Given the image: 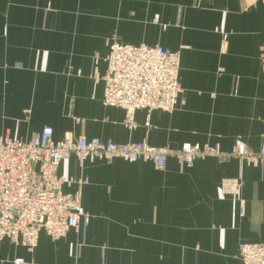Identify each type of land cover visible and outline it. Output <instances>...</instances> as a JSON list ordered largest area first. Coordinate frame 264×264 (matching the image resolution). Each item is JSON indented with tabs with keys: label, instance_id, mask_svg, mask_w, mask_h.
I'll list each match as a JSON object with an SVG mask.
<instances>
[{
	"label": "crops",
	"instance_id": "obj_1",
	"mask_svg": "<svg viewBox=\"0 0 264 264\" xmlns=\"http://www.w3.org/2000/svg\"><path fill=\"white\" fill-rule=\"evenodd\" d=\"M113 38L179 51L185 105L138 111L128 129L93 78L105 74ZM45 126L58 142L69 133L228 154L239 139L259 151L264 0H0V137L29 141ZM58 174L88 180L89 222L57 241L42 232L32 254L0 241V264H242V243L264 244V166L209 158L184 168L170 158L164 170L120 159L81 168L72 155ZM227 179L241 183L237 195L222 191Z\"/></svg>",
	"mask_w": 264,
	"mask_h": 264
},
{
	"label": "built area",
	"instance_id": "obj_2",
	"mask_svg": "<svg viewBox=\"0 0 264 264\" xmlns=\"http://www.w3.org/2000/svg\"><path fill=\"white\" fill-rule=\"evenodd\" d=\"M180 58L179 51L159 45L132 46L113 38L105 59V74L96 69L93 76L96 82L104 84V106L123 110L128 129L134 128L138 111L149 116L155 111L171 113L179 105L184 106ZM98 64L96 59L95 66ZM72 155L81 168L89 159H120L126 163L145 160L157 170H164L170 158L184 168L208 158H237L242 164L264 166V145L252 152L239 139L232 152L226 154L219 145L185 143L179 150H172L144 142L117 144L87 137L75 140L69 133L58 142L49 126L29 141L0 137V241L8 240L32 254L42 232L57 241L71 230L78 231L82 222H89L90 216L82 206V189L88 180L58 174L59 166ZM72 184H77V191L64 193V187ZM240 188L237 180H225L222 185L223 192L231 195H237ZM238 257L242 264H264V244L242 243ZM12 264L29 263L16 259Z\"/></svg>",
	"mask_w": 264,
	"mask_h": 264
},
{
	"label": "rangeland",
	"instance_id": "obj_3",
	"mask_svg": "<svg viewBox=\"0 0 264 264\" xmlns=\"http://www.w3.org/2000/svg\"><path fill=\"white\" fill-rule=\"evenodd\" d=\"M252 152H255V151H252ZM209 159V158H208ZM221 159V158H220ZM227 180H233V179H227ZM223 191V190H222Z\"/></svg>",
	"mask_w": 264,
	"mask_h": 264
}]
</instances>
